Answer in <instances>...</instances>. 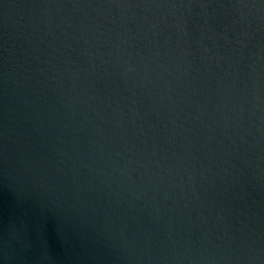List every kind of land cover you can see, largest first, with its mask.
Masks as SVG:
<instances>
[{"label": "clouds", "instance_id": "clouds-1", "mask_svg": "<svg viewBox=\"0 0 264 264\" xmlns=\"http://www.w3.org/2000/svg\"><path fill=\"white\" fill-rule=\"evenodd\" d=\"M0 264H264V0H0Z\"/></svg>", "mask_w": 264, "mask_h": 264}, {"label": "water", "instance_id": "water-1", "mask_svg": "<svg viewBox=\"0 0 264 264\" xmlns=\"http://www.w3.org/2000/svg\"><path fill=\"white\" fill-rule=\"evenodd\" d=\"M7 201V196L3 193H0V206H3Z\"/></svg>", "mask_w": 264, "mask_h": 264}]
</instances>
